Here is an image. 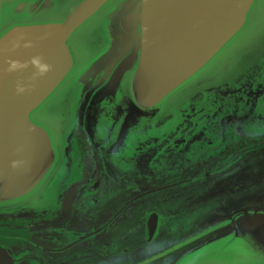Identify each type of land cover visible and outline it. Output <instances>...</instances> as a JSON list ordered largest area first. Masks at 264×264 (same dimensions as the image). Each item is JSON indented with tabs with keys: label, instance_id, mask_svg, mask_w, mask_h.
<instances>
[{
	"label": "water",
	"instance_id": "water-1",
	"mask_svg": "<svg viewBox=\"0 0 264 264\" xmlns=\"http://www.w3.org/2000/svg\"><path fill=\"white\" fill-rule=\"evenodd\" d=\"M85 111L113 121L98 159L75 144ZM230 129L264 134V0H0V217L75 226L0 241V264H68L50 241L95 216L146 219L130 264H264V140L219 156ZM89 161L95 186L130 193L117 209L84 187ZM161 171L178 177L154 186Z\"/></svg>",
	"mask_w": 264,
	"mask_h": 264
},
{
	"label": "flooded vegetation",
	"instance_id": "flooded-vegetation-1",
	"mask_svg": "<svg viewBox=\"0 0 264 264\" xmlns=\"http://www.w3.org/2000/svg\"><path fill=\"white\" fill-rule=\"evenodd\" d=\"M85 108H87V106H85ZM83 117L86 119L83 122V134H81V136L76 135V147L84 157L92 153V155L98 159L96 147H101L103 144L109 143L106 137V130H111L109 125H112L113 121H111V119L106 121L97 119L90 122L87 118L92 116H89L87 111L84 112ZM105 117L108 118V116ZM157 124L159 132L162 133L167 126V117L163 116L158 119V121L155 119L154 124L147 126V129H145L147 137L150 141L152 140V143L157 138ZM128 125L129 124L126 123V125L124 124L122 127L125 129L124 133H128L129 138L134 139V136H132L134 135V128ZM96 134L97 137L93 139ZM89 135H92V139L88 137ZM263 140L264 134L247 136L244 133L238 134L230 129L225 132V147L222 149L219 156H224L229 151V148L237 142L253 145ZM115 148L117 149V147ZM93 166L94 164L92 161L88 163L85 162L80 170V176L83 182L91 178L90 182L84 185V187L89 190L94 189L90 190L93 192L91 195L94 198L95 196L99 198L106 197L108 204L117 209L130 196V193L120 189L107 191L108 187L103 184L95 186V179L91 177L94 172ZM142 174L145 175L146 170H144ZM177 177L178 176L173 171L166 173L161 171L159 174H155L150 180L151 184H154V186H162ZM142 180L144 181V178L141 179L143 183ZM78 187L81 186L78 184L77 180L69 181L67 190L61 195V200L63 204H65L66 210H69V205L73 206L78 195L74 190ZM60 214L61 211L55 208L43 214L25 216L19 219L6 216L0 217V241L14 243L17 246H24L33 240L41 230L52 227L51 225L54 220L57 221L59 226L64 225L66 229L74 230L73 217H63L60 216ZM85 219L87 221L88 218ZM90 219L92 220L87 225L84 232L71 234L72 236L70 233H62L64 235L63 237H53V239H55L51 240L50 243L55 248L67 247L64 251L68 252L63 256H65L67 260H70L68 264H117L118 262H120V264H130L133 261L131 253L133 252L135 254L131 245L136 239L135 233L130 232L131 226H135L133 224L134 221L137 224L145 223L146 219H141V217L125 218L110 216H95ZM94 230L96 231L93 232ZM138 237L142 239L141 235ZM86 255L91 256L86 257Z\"/></svg>",
	"mask_w": 264,
	"mask_h": 264
},
{
	"label": "rangeland",
	"instance_id": "rangeland-1",
	"mask_svg": "<svg viewBox=\"0 0 264 264\" xmlns=\"http://www.w3.org/2000/svg\"><path fill=\"white\" fill-rule=\"evenodd\" d=\"M246 197L247 196H245V197H243L241 200H239V201H244L245 199H246ZM114 208V207H113ZM11 218H15V217H11ZM16 219H19V218H16ZM87 220H89V219H87ZM85 221H86V219H85Z\"/></svg>",
	"mask_w": 264,
	"mask_h": 264
},
{
	"label": "bare ground",
	"instance_id": "bare-ground-1",
	"mask_svg": "<svg viewBox=\"0 0 264 264\" xmlns=\"http://www.w3.org/2000/svg\"><path fill=\"white\" fill-rule=\"evenodd\" d=\"M108 248V247H107Z\"/></svg>",
	"mask_w": 264,
	"mask_h": 264
}]
</instances>
